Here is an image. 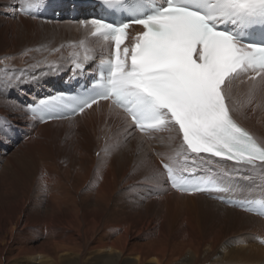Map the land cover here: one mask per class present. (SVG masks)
Segmentation results:
<instances>
[{"label": "bare ground", "instance_id": "bare-ground-1", "mask_svg": "<svg viewBox=\"0 0 264 264\" xmlns=\"http://www.w3.org/2000/svg\"><path fill=\"white\" fill-rule=\"evenodd\" d=\"M24 3L0 0V85L12 80L0 86V264H264V220L173 191L161 161L215 178L242 199L264 198L258 167L194 163L169 129L128 135L108 103L43 125L29 115L28 104L60 90L54 79L73 60L106 57L110 46L68 15H21ZM234 92L243 105L235 120L264 143V94L249 102L239 81Z\"/></svg>", "mask_w": 264, "mask_h": 264}, {"label": "snow or ice", "instance_id": "snow-or-ice-1", "mask_svg": "<svg viewBox=\"0 0 264 264\" xmlns=\"http://www.w3.org/2000/svg\"><path fill=\"white\" fill-rule=\"evenodd\" d=\"M103 3L122 5L128 19L79 22L91 36L113 45L102 82L83 97L60 94L41 100L37 107L54 119L65 118L66 111L84 113L100 101H110L128 135L173 130L184 151L195 154L194 163L206 167L212 158H220L233 161L237 170L258 167L264 176V143L257 142L234 118L238 104L243 106L234 98L237 81L247 84L249 102L258 93L264 94V0ZM33 7L32 0H25L20 10L30 14ZM134 25L140 31L130 47H122ZM72 63L79 69L83 61ZM16 82L24 81L18 76ZM0 86H12L11 78ZM161 163L177 191H205L200 183L186 182L168 163Z\"/></svg>", "mask_w": 264, "mask_h": 264}, {"label": "rangeland", "instance_id": "rangeland-1", "mask_svg": "<svg viewBox=\"0 0 264 264\" xmlns=\"http://www.w3.org/2000/svg\"><path fill=\"white\" fill-rule=\"evenodd\" d=\"M54 69H56V68H53L52 70H54ZM38 81L40 82V81H44V80H38ZM40 84H41V83H40ZM40 88H41V85H40V87L38 88V90H39ZM38 90H37V92H38ZM31 92L33 93V95L35 94L33 90H31ZM37 92H36V93H37ZM26 93H27V92L24 91V93L21 94V96L25 95ZM19 95H20V94H19ZM19 99H20V97H19ZM7 121H8V125H7V126H9V127L12 128V126L15 125V124H14L15 121H12V120H9V119H7ZM17 126H18V125H17ZM20 131H21L20 129H19V130H16L15 133L17 134V133L20 132ZM9 139H10V138H9ZM10 140H11V139H10ZM14 145H15V143H14Z\"/></svg>", "mask_w": 264, "mask_h": 264}]
</instances>
